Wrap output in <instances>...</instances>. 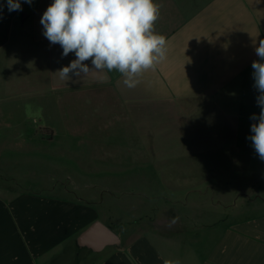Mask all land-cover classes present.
<instances>
[{
	"label": "crops",
	"instance_id": "0c3cea01",
	"mask_svg": "<svg viewBox=\"0 0 264 264\" xmlns=\"http://www.w3.org/2000/svg\"><path fill=\"white\" fill-rule=\"evenodd\" d=\"M156 2L162 7L155 27L169 41L168 57L127 89L115 71L105 70L107 81L95 73L60 80L57 70L76 57L62 58L60 45L43 35L40 19L52 0H21L22 10L11 12L0 0V264H264V161L247 139L249 117L260 112L251 64L264 40V0ZM163 105L180 114L169 125L201 114L220 123L193 129L186 147L164 150L157 123L168 118L156 108ZM226 154L234 155L229 177L230 161L218 157L220 167L211 157ZM165 155L174 162L164 163ZM20 163L31 171L14 172ZM245 181L250 194L261 195L243 206L247 214L202 226L179 220L173 229L125 224L129 209L101 194L103 187ZM95 222L118 243L99 251L80 246L77 237Z\"/></svg>",
	"mask_w": 264,
	"mask_h": 264
},
{
	"label": "clouds",
	"instance_id": "9594fccd",
	"mask_svg": "<svg viewBox=\"0 0 264 264\" xmlns=\"http://www.w3.org/2000/svg\"><path fill=\"white\" fill-rule=\"evenodd\" d=\"M23 2L31 5L33 0ZM3 7L0 4V18ZM7 7L10 12L22 10L21 0H7ZM161 7L156 0H52L40 19L43 35L50 44L60 45L62 58L70 53L76 57L55 74L69 81L72 76L95 73L99 80L107 81L105 70L115 71L124 87L136 88L145 72L154 71L168 57L169 41L155 27ZM255 53L259 59L251 68L260 112L249 117L254 122L247 139L264 161V40L259 41Z\"/></svg>",
	"mask_w": 264,
	"mask_h": 264
},
{
	"label": "rangeland",
	"instance_id": "374dc122",
	"mask_svg": "<svg viewBox=\"0 0 264 264\" xmlns=\"http://www.w3.org/2000/svg\"><path fill=\"white\" fill-rule=\"evenodd\" d=\"M160 110L162 117L168 118L165 125H169V119L180 120L179 112L175 110L174 106L163 105L156 107ZM159 114L156 113L157 116ZM34 115H37L36 112ZM220 119L208 114L197 115L191 122L176 121L172 125L166 127H159L163 134H159L158 145L164 150H173V148L186 147L188 145V135H191L193 129L205 130L208 127H217ZM151 125H155L153 122ZM168 131V132H167ZM192 132V133H191ZM201 136L195 137L193 143L198 144ZM227 141L232 138L230 136L224 137ZM222 140V139H220ZM203 144V143H202ZM190 145V144H189ZM10 154L8 155V157ZM162 156L164 163L171 164L174 162L171 158L167 159ZM174 156L169 154L168 157ZM215 157V165L222 167L223 163L217 160L218 157H225L230 162L226 161L225 175L229 177L233 170L228 167L233 165V154L230 155H211ZM6 157L5 155L3 158ZM251 157L249 154L242 155V164H247ZM255 157V155L253 156ZM178 164L185 165L186 159L177 162ZM176 163V164H177ZM222 163V164H221ZM28 170V171H27ZM14 172L24 175L31 171L25 168L24 163H20ZM38 176L42 171H33ZM248 170L243 169L241 173H247ZM221 174V171H220ZM233 181V180H231ZM24 182V181H23ZM20 188L38 189V186L31 184H19ZM102 188V187H101ZM101 194L111 197L112 199L108 204H113L114 207L128 208L130 211V219H125V224L131 225L133 222L143 221L150 225V222L155 223L162 228H175L179 220L185 222L192 220L195 226H202V224L213 223L217 220H225L226 222L232 219V216L247 214L248 209H243L249 199L261 198V195L256 196L250 194L249 181H245L242 185H214V186H131V187H103ZM247 190V192L244 191ZM241 190V191H239ZM260 196V197H259ZM236 207V209H234ZM247 207V205H246ZM241 209V210H239ZM154 224V225H155ZM153 225V224H152Z\"/></svg>",
	"mask_w": 264,
	"mask_h": 264
},
{
	"label": "water",
	"instance_id": "95a60500",
	"mask_svg": "<svg viewBox=\"0 0 264 264\" xmlns=\"http://www.w3.org/2000/svg\"><path fill=\"white\" fill-rule=\"evenodd\" d=\"M80 246H86L94 251H99L104 247L118 243L117 235L109 228L99 222H95L77 237Z\"/></svg>",
	"mask_w": 264,
	"mask_h": 264
}]
</instances>
